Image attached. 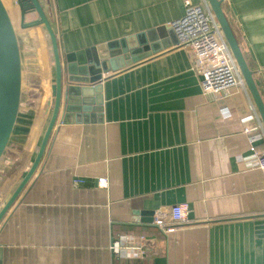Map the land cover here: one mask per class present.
Segmentation results:
<instances>
[{
  "label": "crops",
  "instance_id": "crops-1",
  "mask_svg": "<svg viewBox=\"0 0 264 264\" xmlns=\"http://www.w3.org/2000/svg\"><path fill=\"white\" fill-rule=\"evenodd\" d=\"M2 1L12 18L14 0ZM47 3L61 54L146 31H155L160 50L102 76L101 122L54 126L35 174L0 222V264H264V170L239 162L249 154L242 129L252 125L241 119L260 117L248 90L223 103L202 93L189 51L169 27L184 0ZM222 6L264 106V0ZM17 39L18 120L29 126L21 152L0 163V209L51 114L45 118L54 78L49 38L36 27L18 29ZM254 147L264 154V138ZM179 204L188 205L186 221L164 232ZM118 235L144 236L145 256L116 260L109 246Z\"/></svg>",
  "mask_w": 264,
  "mask_h": 264
},
{
  "label": "water",
  "instance_id": "water-1",
  "mask_svg": "<svg viewBox=\"0 0 264 264\" xmlns=\"http://www.w3.org/2000/svg\"><path fill=\"white\" fill-rule=\"evenodd\" d=\"M48 1L14 0L13 10L18 19L15 26L16 21L12 20L3 1L0 0V163L10 156V150L21 152L28 135L29 124L25 127L19 126L18 120L22 91L18 29L44 28L50 41L54 70L50 98L45 111V118L48 111H51L48 124L31 165L23 175H17L18 184L0 209V222L35 174L54 126L72 122H101L102 76L138 64L160 50L157 42L154 43L157 41L155 31H146L99 45L94 49L61 54L51 27V20L43 7V4H47V8H50ZM206 1L264 127V106L253 80L254 72L248 67L224 15L223 2L222 0ZM77 73L81 75L80 78L75 76Z\"/></svg>",
  "mask_w": 264,
  "mask_h": 264
},
{
  "label": "built area",
  "instance_id": "built-area-1",
  "mask_svg": "<svg viewBox=\"0 0 264 264\" xmlns=\"http://www.w3.org/2000/svg\"><path fill=\"white\" fill-rule=\"evenodd\" d=\"M201 3L203 8L200 4L184 0L183 16L170 23L169 27L173 30L178 45L188 49L189 57L200 77L202 93L214 95L219 102L223 103L237 96L241 91L246 94L247 88L208 4L205 0H201ZM224 111L222 109L223 113ZM241 121L251 122L252 125L242 129V134L248 139L249 154L241 158L239 162H242L246 169L264 170V154L254 147L257 140L264 138L261 121L256 115L245 116ZM75 183L83 184L84 182L76 181ZM97 185L106 187L107 179H97ZM169 213L171 226L164 232H173L178 225L186 221L188 205H175ZM146 240L144 236L118 235L112 239L109 250L116 260L142 259L146 253Z\"/></svg>",
  "mask_w": 264,
  "mask_h": 264
},
{
  "label": "rangeland",
  "instance_id": "rangeland-1",
  "mask_svg": "<svg viewBox=\"0 0 264 264\" xmlns=\"http://www.w3.org/2000/svg\"><path fill=\"white\" fill-rule=\"evenodd\" d=\"M198 1V3L197 4H200V6L203 8V4L201 3V0H197ZM13 14V13H12ZM13 16H14V20L16 21V23H17V17H16V15L15 14H13ZM13 16H12V18H13Z\"/></svg>",
  "mask_w": 264,
  "mask_h": 264
},
{
  "label": "trees",
  "instance_id": "trees-1",
  "mask_svg": "<svg viewBox=\"0 0 264 264\" xmlns=\"http://www.w3.org/2000/svg\"><path fill=\"white\" fill-rule=\"evenodd\" d=\"M222 8H224L223 6H222ZM128 262V261H127Z\"/></svg>",
  "mask_w": 264,
  "mask_h": 264
}]
</instances>
